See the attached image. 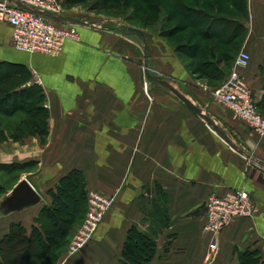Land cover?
<instances>
[{
	"label": "crops",
	"instance_id": "crops-1",
	"mask_svg": "<svg viewBox=\"0 0 264 264\" xmlns=\"http://www.w3.org/2000/svg\"><path fill=\"white\" fill-rule=\"evenodd\" d=\"M245 8L243 41L228 66L217 62L208 71L140 29L66 15L60 20L76 25L79 39L66 41L59 56L20 52L11 26L0 21V77L18 91L40 87L49 113L45 143L39 136L0 143V165L36 164L4 188L2 200L23 179L42 198L20 212L0 209V239L12 223L31 232L61 179L79 171L87 193L116 195V202L90 246L72 257L65 250L57 264H129L124 247L133 228L156 240L150 264H240L245 249L264 255V139L213 95L245 49L251 61L243 75L264 114V0H245ZM233 189L249 192L258 211L223 230L209 262L206 201Z\"/></svg>",
	"mask_w": 264,
	"mask_h": 264
},
{
	"label": "trees",
	"instance_id": "trees-1",
	"mask_svg": "<svg viewBox=\"0 0 264 264\" xmlns=\"http://www.w3.org/2000/svg\"><path fill=\"white\" fill-rule=\"evenodd\" d=\"M180 1L184 3L180 5V14L183 13L193 28L200 31L199 42L191 41L185 45L189 47L187 56L198 60L196 69L205 71L209 69L208 66H214L217 62L228 66L233 51L229 45L239 43L240 38L242 42L246 34L243 22L246 13L245 0ZM186 1L192 4L189 6ZM221 2L232 3L238 13L243 12V17L222 14ZM220 43L227 44L225 48L230 50L220 52L217 48ZM218 71H222L216 69L220 75ZM12 85L8 78L0 77V116L11 117L23 112L25 119L19 122L14 134L9 136L6 131L8 128H3L0 120V143L9 138L15 142H23L29 136H39L42 143H45L49 134V113L43 104L41 88L32 86L18 91L11 88ZM5 103H9L11 107L1 106ZM35 165L34 162L0 165V171L14 170L23 173ZM0 189L4 190V187L0 185ZM52 195V205L41 210L35 220L38 226H34L31 232H28L22 223L10 225L9 232L0 239V264H57L61 254L67 250L72 229L87 212V191L83 175L79 171L71 172L61 179ZM155 250L156 240L153 236L145 235L136 228L130 230L124 247L127 263L150 264ZM238 254L240 264H264V255L258 249H245Z\"/></svg>",
	"mask_w": 264,
	"mask_h": 264
},
{
	"label": "built area",
	"instance_id": "built-area-1",
	"mask_svg": "<svg viewBox=\"0 0 264 264\" xmlns=\"http://www.w3.org/2000/svg\"><path fill=\"white\" fill-rule=\"evenodd\" d=\"M17 3L44 14L20 8ZM63 16L64 10L59 0H0V21L11 26L13 47L20 52L59 56L66 41L79 39L76 25L64 23L60 20ZM250 61V54L242 49L234 61L229 77L214 90L213 95L216 102L227 108L234 119L244 121L264 139V114L258 111L250 86L243 75ZM115 202L116 195L107 197L96 191L87 193V212L69 243L68 257L90 246ZM205 206V231L212 235L208 261L212 262L219 252V238L223 230L236 220L254 217L258 208L255 199L244 189L212 194Z\"/></svg>",
	"mask_w": 264,
	"mask_h": 264
},
{
	"label": "rangeland",
	"instance_id": "rangeland-1",
	"mask_svg": "<svg viewBox=\"0 0 264 264\" xmlns=\"http://www.w3.org/2000/svg\"><path fill=\"white\" fill-rule=\"evenodd\" d=\"M59 1L63 6L64 15L69 16V19H76L80 22L88 23L90 25L98 24L103 26L107 25L110 27L119 26L121 29L129 33H135L137 29H140L145 34L146 38H157L166 45L171 46L175 51H177L178 56L182 58H186L188 54L187 49L189 47L185 46L186 44H190L191 41L199 42L201 40L199 36V29L193 28L190 21L185 18L184 14H180L182 12L180 11L181 6L184 4L180 0ZM186 2V4L189 6L192 4L190 1ZM220 6V12H223L222 14L227 16L236 15L237 18L243 17V12L238 13L236 6H234L232 3L221 2ZM139 43L141 44L142 42L139 40ZM229 46L232 49L238 47V43H232ZM142 65L145 67V70H143L144 73L148 74L150 68H147V62L146 64L142 63ZM160 78L164 79V77ZM4 105L6 108L11 107L9 103H5L1 106ZM23 119H25V114L23 112L17 113L11 117L5 115L0 116L2 127L8 128L6 130L8 136L14 134L19 122ZM21 174L22 172L14 170L0 171V185H2L4 188L10 187V185L14 183L15 178H19ZM0 190V198L2 200V194L4 192L3 189ZM84 216L80 223H78L74 229H72V234L68 239V246L71 239L80 228Z\"/></svg>",
	"mask_w": 264,
	"mask_h": 264
},
{
	"label": "water",
	"instance_id": "water-1",
	"mask_svg": "<svg viewBox=\"0 0 264 264\" xmlns=\"http://www.w3.org/2000/svg\"><path fill=\"white\" fill-rule=\"evenodd\" d=\"M17 6L31 12L44 14L22 3H17ZM191 107L197 114L201 115L200 110L193 106ZM41 202L42 198L40 194L34 189L27 179H23L15 186L10 194L0 202V209L4 213L9 214L12 212H20L31 206L38 205Z\"/></svg>",
	"mask_w": 264,
	"mask_h": 264
}]
</instances>
